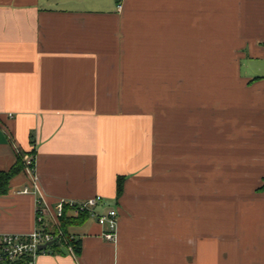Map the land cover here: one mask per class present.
Returning <instances> with one entry per match:
<instances>
[{
	"label": "crops",
	"instance_id": "crops-1",
	"mask_svg": "<svg viewBox=\"0 0 264 264\" xmlns=\"http://www.w3.org/2000/svg\"><path fill=\"white\" fill-rule=\"evenodd\" d=\"M18 156L39 187L11 178L0 232L38 198L119 212L36 264H264V0H0V171Z\"/></svg>",
	"mask_w": 264,
	"mask_h": 264
},
{
	"label": "built area",
	"instance_id": "built-area-1",
	"mask_svg": "<svg viewBox=\"0 0 264 264\" xmlns=\"http://www.w3.org/2000/svg\"><path fill=\"white\" fill-rule=\"evenodd\" d=\"M34 158L26 156V165L31 170V186H25L22 192H35L38 187V177L35 166H32ZM103 201L101 194H96L85 199H58L54 208L48 205H40L38 198V208L36 209V222L38 227L27 234L0 232V264H36V258L40 253L51 252V244L55 240L64 238V233L60 225V219L65 210H74L82 213L87 211L97 218L104 227L102 235L105 239L116 241L119 212L114 206L108 207L105 211H98V207ZM49 223V225H47ZM56 227V231L53 230ZM74 236V235H72ZM45 247L41 245L49 243ZM71 252H74L72 245H68Z\"/></svg>",
	"mask_w": 264,
	"mask_h": 264
},
{
	"label": "trees",
	"instance_id": "trees-1",
	"mask_svg": "<svg viewBox=\"0 0 264 264\" xmlns=\"http://www.w3.org/2000/svg\"><path fill=\"white\" fill-rule=\"evenodd\" d=\"M33 142V139H32ZM35 153V149L32 150V155ZM25 161L22 158V156H18L17 161L9 170H1L0 171V194L7 193L10 189V180L13 176H15L17 173H19L23 167L25 166ZM35 165V162L33 160L32 166ZM124 178L125 176L119 175L117 178V195L119 196L123 192L124 188ZM262 187H264V183L262 184ZM90 216V214L85 211L82 213H79L78 215H69L68 209L65 210L64 215L60 219V225L64 233V238L60 240H55L51 244L52 251L59 250L60 246L62 244L72 245L74 248L75 253H79L81 248L80 240L75 238V236H72V234L69 231V227L71 225L78 224L81 220L87 218ZM53 230L56 231V227H53Z\"/></svg>",
	"mask_w": 264,
	"mask_h": 264
},
{
	"label": "water",
	"instance_id": "water-1",
	"mask_svg": "<svg viewBox=\"0 0 264 264\" xmlns=\"http://www.w3.org/2000/svg\"><path fill=\"white\" fill-rule=\"evenodd\" d=\"M50 243H52V242L45 243V244L41 245V247H45L47 244H50Z\"/></svg>",
	"mask_w": 264,
	"mask_h": 264
}]
</instances>
